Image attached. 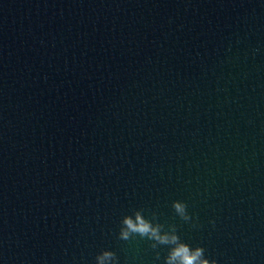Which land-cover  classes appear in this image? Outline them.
<instances>
[{
    "label": "water",
    "instance_id": "water-1",
    "mask_svg": "<svg viewBox=\"0 0 264 264\" xmlns=\"http://www.w3.org/2000/svg\"><path fill=\"white\" fill-rule=\"evenodd\" d=\"M137 209L264 264V0H0V264H164Z\"/></svg>",
    "mask_w": 264,
    "mask_h": 264
},
{
    "label": "clouds",
    "instance_id": "clouds-1",
    "mask_svg": "<svg viewBox=\"0 0 264 264\" xmlns=\"http://www.w3.org/2000/svg\"><path fill=\"white\" fill-rule=\"evenodd\" d=\"M172 206L182 220L188 222L192 219L184 201L174 200ZM153 219H155V213H153ZM163 229L164 225L159 222L153 223V220L147 219L142 211L137 209L134 211V215L123 216L119 237L128 240L136 234L153 241V248H156L158 244L168 246L164 264H217L215 258H209L205 255V249L202 245L192 246L181 240L175 225H169L168 230ZM157 258H159V253H157ZM95 261L96 264H117L118 257L115 252L103 249L97 253Z\"/></svg>",
    "mask_w": 264,
    "mask_h": 264
}]
</instances>
